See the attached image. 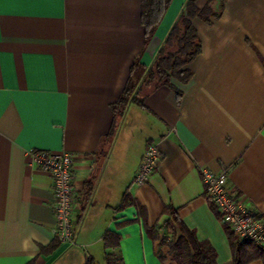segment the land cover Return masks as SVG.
Returning a JSON list of instances; mask_svg holds the SVG:
<instances>
[{
  "label": "crops",
  "instance_id": "obj_1",
  "mask_svg": "<svg viewBox=\"0 0 264 264\" xmlns=\"http://www.w3.org/2000/svg\"><path fill=\"white\" fill-rule=\"evenodd\" d=\"M184 2L171 1L146 43L140 0H0V264H175L160 242L164 206L232 264L231 230L199 168L227 169L232 196L264 215V0H224L211 23L195 16L202 48L187 82L113 111ZM148 143L159 159L131 185ZM31 148L73 155V246L55 240L53 178L29 163ZM106 231L117 247L105 248Z\"/></svg>",
  "mask_w": 264,
  "mask_h": 264
},
{
  "label": "trees",
  "instance_id": "obj_2",
  "mask_svg": "<svg viewBox=\"0 0 264 264\" xmlns=\"http://www.w3.org/2000/svg\"><path fill=\"white\" fill-rule=\"evenodd\" d=\"M172 0H140L141 22L145 30L146 43L153 38L155 31L170 7ZM197 0H185L181 10L169 27L165 37L160 42L151 65H144L135 61L130 69L126 84L113 105L114 113L122 112L130 102L143 106L144 96L155 88L167 85L173 87L171 78L187 82L191 71L187 65L201 52V40L192 19L196 16L207 23L212 18H218L224 8V0H206L203 7L196 5ZM178 91V90H177ZM179 92V91H178ZM124 205V204H123ZM163 213L167 214L163 227L169 235L160 239L169 247L171 260L175 264H218L214 248L205 240H198L177 216V212L164 206ZM78 219H76L77 221ZM104 246L117 247L119 236L106 231L103 234ZM232 264H246L253 260L264 262V245H258L250 240H240L234 232L228 231ZM153 239H159L154 233ZM58 241L57 239H55ZM161 260L164 257L159 255ZM105 264H122L120 258L106 256ZM85 264H100L94 258H88Z\"/></svg>",
  "mask_w": 264,
  "mask_h": 264
},
{
  "label": "built area",
  "instance_id": "obj_3",
  "mask_svg": "<svg viewBox=\"0 0 264 264\" xmlns=\"http://www.w3.org/2000/svg\"><path fill=\"white\" fill-rule=\"evenodd\" d=\"M29 163L53 178V234L59 243L76 244V219L73 217L75 198V174L73 155L65 150L53 151L31 148L26 150ZM160 151L156 143H148L139 168L131 185L142 184L150 177L159 159ZM205 187V198L218 210L221 222L227 224L240 240H250L264 245V215L249 208L241 199L229 191L228 170L213 172L205 167L199 168Z\"/></svg>",
  "mask_w": 264,
  "mask_h": 264
},
{
  "label": "rangeland",
  "instance_id": "obj_4",
  "mask_svg": "<svg viewBox=\"0 0 264 264\" xmlns=\"http://www.w3.org/2000/svg\"><path fill=\"white\" fill-rule=\"evenodd\" d=\"M102 264H105V262L103 261Z\"/></svg>",
  "mask_w": 264,
  "mask_h": 264
}]
</instances>
